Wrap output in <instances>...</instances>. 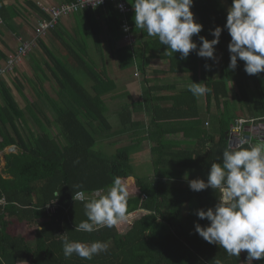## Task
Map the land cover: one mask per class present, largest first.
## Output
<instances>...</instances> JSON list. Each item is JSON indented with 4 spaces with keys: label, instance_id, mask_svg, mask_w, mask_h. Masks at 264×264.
<instances>
[{
    "label": "trees",
    "instance_id": "16d2710c",
    "mask_svg": "<svg viewBox=\"0 0 264 264\" xmlns=\"http://www.w3.org/2000/svg\"><path fill=\"white\" fill-rule=\"evenodd\" d=\"M105 7L115 15L117 23L111 25V32L113 40L118 41L121 15L114 10V4ZM190 10L203 26L192 37L197 48L199 36L210 41L214 38L211 30L222 28L215 45L221 58L218 78L212 73L211 59H202L200 76V57L195 51L181 59L179 52L172 54L159 40L144 43L140 50L135 41L128 46L119 45L114 55L121 70L132 64L145 76L148 63L158 58L168 62V78L205 84L208 92L202 96L204 113L200 112L198 97L188 89L166 97L154 95V88H146L136 102L124 104L117 115L129 144L113 155L104 154L98 146L112 136L105 97L115 93L117 84L105 68L97 69L81 57L66 35L60 38V50L70 52L71 61L61 52L62 57L58 58L43 43V37L37 40L45 57L42 62L58 86V98L55 100L44 88L45 81L51 79L39 63L38 56H43L40 52L31 57L35 63L32 67L40 75L34 74L36 82L27 81L37 99H46L54 113L53 121H49L36 101L24 94L22 82L17 79L14 84L27 101L24 108L0 80V152L15 148V153L4 155L5 164L0 171V196L7 198V206L0 205V258L4 264H216L217 260L221 264H247V253L229 256L223 248L207 243L195 232L196 223L202 227L209 223L199 219L196 211L214 207L220 192L211 188L192 191L188 183L181 182L186 180V174L195 179L207 178L211 163H219L218 158L228 147L227 134L238 117L231 107L230 84L239 109L256 119V124L264 125V72L248 75L239 59L236 69H229L227 46L231 37L224 28L227 10L219 0H193ZM5 57L0 54V58ZM72 63L76 66L69 65ZM71 69L84 72L90 90ZM251 85L256 88L259 105L250 98ZM164 102L169 105L163 106ZM213 105L217 114L212 112ZM141 113L147 115V122L135 119ZM206 120L212 123V130L206 129ZM51 127H55L57 134ZM143 142L150 146V169L146 177H139L131 165V151L138 150ZM116 176L121 177L129 191L125 218L92 233L74 231L75 224L86 219L83 202L104 194ZM78 192L84 193V201L76 199ZM63 234L83 243L106 242L108 250L91 260L75 254L66 259L60 237ZM252 264H264V259L253 260Z\"/></svg>",
    "mask_w": 264,
    "mask_h": 264
},
{
    "label": "clouds",
    "instance_id": "9594fccd",
    "mask_svg": "<svg viewBox=\"0 0 264 264\" xmlns=\"http://www.w3.org/2000/svg\"><path fill=\"white\" fill-rule=\"evenodd\" d=\"M93 3L96 7L103 0H93ZM192 5L193 0H134L135 27L158 38L172 54L179 52L181 59L195 51L199 57L215 60L214 46L219 43L222 28L217 26L211 30L214 38L210 41L199 36L197 48L192 37L198 35L203 26L194 21ZM224 28L231 37L227 46L229 69L235 70L239 59L244 62L248 75L264 72V0H231ZM188 90L193 96L208 92L205 84L194 82L188 85ZM205 126L210 127V122L205 121ZM218 159L219 163H211L206 181L199 178L188 181L192 191L211 188L221 194L214 207L196 211L199 219L209 223L204 227L196 223L195 232L207 243L223 248L229 256L239 257L242 250L246 251L247 264H252L253 260L264 259V139L247 147L244 142L235 148L229 146ZM128 197L127 186L119 176L114 177L104 194L98 197L84 201V193H76V198L84 201L86 219L75 224L74 231L92 233L122 221ZM0 205L7 206L6 197L0 196ZM60 237L66 259L75 254L91 260L108 250V244L99 240L83 243L70 240L65 234ZM0 264H4L2 258ZM216 264L221 262L217 260Z\"/></svg>",
    "mask_w": 264,
    "mask_h": 264
},
{
    "label": "crops",
    "instance_id": "0c3cea01",
    "mask_svg": "<svg viewBox=\"0 0 264 264\" xmlns=\"http://www.w3.org/2000/svg\"><path fill=\"white\" fill-rule=\"evenodd\" d=\"M219 1L227 10L224 1L222 0ZM133 2L134 0H127V3L131 8V12L126 16H122L120 14L121 16H119V21L120 22L125 21L128 24V26L131 28L133 36L135 37V42H136L135 46H137L136 49L140 50L141 45H143L144 43L150 44L152 43V41L154 43L155 41L158 40V38L150 37L147 35L146 31H142L135 27L134 9L132 7ZM66 3L69 2H67V0H0V9L2 10L0 12V54L3 53L6 57H8L10 54L16 51V48L19 47L20 42L33 40L35 37V27L37 23L40 20L46 18L44 17L43 12L46 15L45 11L47 8H50L51 6H55V5L66 4ZM115 8L116 7H114V10L118 11ZM114 17L115 15L110 12L108 7L98 8L96 10H92L86 13L84 11V12H79L77 14L65 16L59 20V24L56 27V29L53 32L48 33V35L42 40L43 43L47 46V48L50 51H52L58 58H61L62 57L61 55H64L65 58H68V60L71 61V59L69 58L71 53L68 51L66 53L60 50V46H62L60 38L66 35V40L75 48L77 53H80L81 57L85 58L88 61L93 60L95 62L94 65L96 67H98V65H103V66L105 65L109 76L113 78L117 84L116 85L117 89L115 93L107 94L105 99L112 104H116L117 107L113 115L116 116L117 124L120 125L117 115L120 112L121 107L124 104L136 102L142 95L141 94L142 89L141 90L139 89L138 91L139 96L136 99L135 98L130 99V97L128 96V93L130 94L129 87L131 85H136L135 83L138 82L136 81L133 83V81H131L125 75V73H123L124 71L118 67L117 62H115L116 59L114 57V53H116L115 50L116 47L119 45L125 46L128 44V42L123 40L122 32L121 34H119L118 41L113 40L111 25L112 24L114 25L115 23ZM194 21L196 22L195 16H194ZM37 40L35 41V46H37ZM41 51L42 50L38 46V51L36 52L41 53ZM59 52H61V55L59 54ZM103 54H106L109 57V59L106 58ZM31 55L32 54L29 55V59L31 58ZM102 56L105 59H107V61ZM6 57L4 59L0 58V66L5 63ZM40 58L44 60L45 57L43 55L40 56ZM45 60L48 61L47 55ZM69 65L76 66L73 65V63L72 65L71 64ZM168 69H169L168 63H166L161 59L154 58L148 63L145 71V76L143 75L142 80L139 82L143 81V84L141 85L145 86L144 89H146V87L156 89L157 91H155L154 95L157 96L168 97L173 93L188 89V85L191 83L189 79L182 80V78L181 79L175 78L167 82L159 83V81L157 80L159 78H164L165 74L167 75ZM110 71H112L114 75H111ZM202 74L203 72L202 73L200 72V76ZM134 75L135 72L133 74V77H135ZM49 77L51 80H46L44 83L45 86L54 85L52 75L49 74ZM145 80H148V83H146ZM87 85H90V83H88ZM57 98L58 97H56L55 100ZM162 105L166 106L169 104L168 102H164L162 103ZM199 105H200L199 107L204 106V104H199ZM202 111L203 110L200 109V112L204 113ZM240 112L242 113L241 110ZM144 115L146 114L143 113L137 114L135 116V119L140 121L139 119ZM240 117L241 116H238L237 118ZM113 130L114 129L112 127V131ZM112 131L110 132L112 136H109L110 140L112 139V137H115L116 134L120 133V131L115 132L113 135ZM122 133L123 130L121 131V135ZM123 142L126 143V139L121 141L115 140V142L112 145L117 147L118 144H123ZM149 148H150L149 143L143 142L140 145L139 149L134 150L133 152L134 154L135 153L143 154L146 152L148 153ZM192 179H195V177L192 174H188L186 175V180L184 182L188 183V181ZM202 179L205 180L206 178L204 179V177H202Z\"/></svg>",
    "mask_w": 264,
    "mask_h": 264
},
{
    "label": "rangeland",
    "instance_id": "374dc122",
    "mask_svg": "<svg viewBox=\"0 0 264 264\" xmlns=\"http://www.w3.org/2000/svg\"><path fill=\"white\" fill-rule=\"evenodd\" d=\"M224 1V3L226 4V7L228 9V7L230 6L229 3V0H222ZM48 35V34H47ZM123 38V37H122ZM124 40V39H123ZM135 40V37L133 36V41ZM215 48V51H214V56H215V60H212V73L214 74L215 78H218L219 77V71H220V63H221V58H220V54L216 48V46H214ZM32 52L30 54L31 57L32 56H37V52L38 51V46H35V48L33 50H31ZM106 58L109 59V57L106 55V54H103ZM38 60H39V63L40 65L42 66L43 70L48 74H50V72L48 70H46V67L44 66L43 62H42V59L40 58V56H38ZM103 57V56H102ZM115 57V55H114ZM104 58V57H103ZM105 59V58H104ZM204 58L200 57V72L202 73L203 72V60ZM107 61V59H105ZM165 61V60H163ZM115 62H117V60H115ZM166 63H168L167 61H165ZM90 63H93L95 64V62L92 60L90 61ZM6 65V62L0 66V69L2 70L3 68H6L5 67ZM32 65L34 66L35 63L34 61L32 62L31 58L29 59V56L27 58H25L24 60H22V62H20L19 65L15 66V68L13 69V71H10L9 73H2L1 77H0V80H2L7 86H9L12 94L14 95L18 105L21 107V108H24L27 104V101L22 98L18 91L16 90L15 88V80H19L18 82L21 83L22 82V85L25 87L24 89V94L29 98L31 99L32 101H36L40 107L42 108V110L44 112H46V116L47 118L49 119V121H53L54 119V113L51 109V107L49 106V104L47 103L46 99L42 96L40 99H37L35 96H34V93H33V90L31 89V86L29 85V80H33L34 82H36V75H40L38 72H36ZM105 68L106 69V72L107 71V68L105 67V65H98L97 69H103ZM70 69V68H69ZM72 70V69H71ZM137 67L136 65H130L128 66V68L124 69L123 73H125V75L131 80L134 82H138V83H135L136 85H131L129 87V92L130 94L128 93V96L130 97V99H133V98H137L139 96V89L141 90L142 89V92L145 90V86L141 85L143 84V81L142 82H139L142 80V76L143 74L140 73L139 71H137ZM73 71V70H72ZM80 71V70H79ZM78 70H74L73 73L75 74V76L77 77V79H79V81L85 86V87H88V89L90 88V85L88 86L87 84L89 83L88 80H87V77L83 74L84 72L80 71L79 72ZM134 72L138 75L133 77V74ZM110 74L111 75H114L112 71H110ZM113 79V78H112ZM169 80H173V79H170L167 77V75L165 74V77L164 78H159L157 81H159V83H163V82H167ZM16 83V82H15ZM140 85V86H138ZM138 86V87H137ZM44 88L46 90L49 91V93L51 94V96L53 98H56V94H58V86L54 83V85L50 86V85H47L45 86L44 85ZM147 88V87H146ZM36 89V88H35ZM229 89H230V94H231V98H232V101H233V104H231V107H232V110L233 112H235L236 114H238V116H241V117H245V112H240V109H239V105L237 104V101H236V92H235V89L233 87V85H229ZM141 92V94H142ZM256 88L251 85V89H250V92L249 94L250 95V98L255 101L253 102L254 104H258L259 103V98L258 96H256ZM133 96V97H132ZM198 97V96H197ZM198 100H199V104H203V97L202 96H199L198 97ZM108 106H109V113H108V118H109V121L110 123L113 125V131L112 133L114 134L115 132H119V134H116L115 137H112L111 140L107 141L105 143V141L103 142V146H101L99 144L98 148L103 151L104 154L106 155H113L115 153V151L122 147L123 145L125 146L126 144H129V141H126V143L123 142V144H118L117 147H115L114 145H112L115 140H125L126 137L125 136H122L121 135V127L120 125L117 124V121H116V116L113 115L114 111L116 110V104H112L110 102H107ZM253 104V105H254ZM234 107H233V106ZM259 105V104H258ZM200 106V105H199ZM212 112L213 114H217V110L215 108V106L213 105L212 106ZM201 110H203L202 112H204V106L200 107ZM240 117V118H241ZM245 118H249L248 116H246ZM139 119V118H138ZM236 119V118H235ZM140 121L142 122H146L147 120V117L146 115L142 116L140 119ZM207 121V120H206ZM209 121V120H208ZM210 122V121H209ZM52 131L54 134H57V130L55 129V127H51ZM206 129H209V130H212L213 127H212V123L210 122V127H206ZM264 134V125L263 124H260V122L258 124H256L254 126V131H253V137H257L259 136V134ZM111 134V133H110ZM258 141H260L259 139H253L252 143L255 144L257 143ZM251 143V142H250ZM106 144V145H105ZM7 153H15V148L14 147H9V148H6L5 150H3L2 152H0V171L3 169L4 167V164H5V161H4V155L7 154ZM131 156H132V159H131V165L134 169V173H136L139 177H146L148 175V170L150 169L149 168V154L146 152V153H140V154H134L133 151H131ZM145 160V162H144ZM148 162V163H147ZM147 163V164H146ZM182 184H186L185 182H181ZM175 185H181L180 183H177ZM34 228H36L35 224H34ZM242 252L245 254L247 253L246 251H243Z\"/></svg>",
    "mask_w": 264,
    "mask_h": 264
},
{
    "label": "built area",
    "instance_id": "2783aa9c",
    "mask_svg": "<svg viewBox=\"0 0 264 264\" xmlns=\"http://www.w3.org/2000/svg\"><path fill=\"white\" fill-rule=\"evenodd\" d=\"M93 0H74L73 2H69L66 4L51 6L46 9V14L49 19H44L39 21L36 28V35L41 36L49 33V31L53 30L58 24L59 20L65 16H69L72 14H77L79 12H84L88 10H96L98 8H102L107 6L108 4H114L118 12L122 16H126L131 12V8L126 0H103V3L99 4L95 7V3ZM121 5L123 7H121ZM127 29V30H125ZM121 32L123 39L128 43H133V33L131 32V28L128 24L123 21L121 24ZM34 41H26L19 45L16 52L8 56V60L6 61V68L0 69V77L2 73H9L13 71L15 66L19 65L22 60H24L28 54L31 52L32 48H34ZM257 120L253 118H236L230 125L229 132L227 134V146H232L235 148L237 145H240L241 142H244V146L250 144L252 137L254 126L256 125ZM259 137V139H264V136ZM82 201L79 198H76Z\"/></svg>",
    "mask_w": 264,
    "mask_h": 264
},
{
    "label": "bare ground",
    "instance_id": "6f19581e",
    "mask_svg": "<svg viewBox=\"0 0 264 264\" xmlns=\"http://www.w3.org/2000/svg\"><path fill=\"white\" fill-rule=\"evenodd\" d=\"M46 19V18H45ZM42 20H44V19H42ZM41 21V20H40ZM39 23V22H38ZM38 23H37V25H38ZM37 25H36V27H35V37H34V39L33 40H31V41H36L39 37H43V38H45L46 37V33H45V35H41V36H37L36 35V28H37Z\"/></svg>",
    "mask_w": 264,
    "mask_h": 264
}]
</instances>
